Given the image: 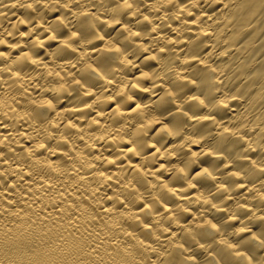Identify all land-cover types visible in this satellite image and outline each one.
<instances>
[{"label":"clouds","instance_id":"1","mask_svg":"<svg viewBox=\"0 0 264 264\" xmlns=\"http://www.w3.org/2000/svg\"><path fill=\"white\" fill-rule=\"evenodd\" d=\"M0 264H264V0H0Z\"/></svg>","mask_w":264,"mask_h":264}]
</instances>
